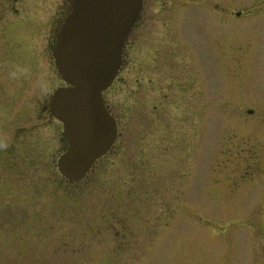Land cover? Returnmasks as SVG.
Instances as JSON below:
<instances>
[{
	"label": "rangeland",
	"instance_id": "obj_1",
	"mask_svg": "<svg viewBox=\"0 0 264 264\" xmlns=\"http://www.w3.org/2000/svg\"><path fill=\"white\" fill-rule=\"evenodd\" d=\"M64 3L0 0V34L20 41L10 42L9 59L26 69L22 92L14 93L25 141L0 177L25 184L41 213L50 212L53 195L58 203L57 231L52 213L43 219L39 260L33 253L25 263L13 260L5 249L3 264H213L230 255V236L244 264L245 148L260 145L247 131L260 129L264 114V0H144L136 45L105 92L110 107L121 109L116 146L123 153L114 147L77 182L55 169L64 150L60 123L55 135L33 111V96L56 85L50 50ZM154 46L165 64L150 68ZM194 82L200 91L179 88ZM102 200L112 209L135 200L137 215L126 224L134 233L120 232L115 243L112 232L86 233L107 212Z\"/></svg>",
	"mask_w": 264,
	"mask_h": 264
},
{
	"label": "flooded vegetation",
	"instance_id": "obj_2",
	"mask_svg": "<svg viewBox=\"0 0 264 264\" xmlns=\"http://www.w3.org/2000/svg\"><path fill=\"white\" fill-rule=\"evenodd\" d=\"M63 9L60 14L55 16V21L58 27L61 24V20L69 8V0H64ZM144 5V0L142 2V8ZM142 11V10H141ZM140 12L137 21L135 22L131 32L125 39V43L122 50V61L115 76L113 82L120 78V72L126 61V52L130 47L135 46L136 42V32L138 26H140ZM239 14V13H238ZM61 18V20H60ZM60 20V22H59ZM59 23V24H58ZM17 26V24L15 25ZM14 26V27H15ZM15 30V29H14ZM13 30V31H14ZM54 31V39L56 37L57 27ZM260 41L264 47V35L260 36ZM20 42L19 40L14 41L6 37L5 34H0V169L5 167L6 164H15L17 160L20 159L21 144L25 141V128L24 124L25 117L24 113H21L23 106L20 102V96L15 99V91L22 92L25 85V73L26 69L23 68L22 61L21 64L15 63L14 58L9 59V54L14 55L15 52H10L8 46L10 42ZM131 49V48H130ZM16 52L18 50L16 49ZM152 56L150 59L151 67L157 68L159 64H165L163 59H160L157 54L160 52L158 46H154L151 49ZM262 60L264 59V50L261 51ZM50 61L54 65V75H52V82L56 84L52 90L44 92L43 96L40 95L33 96V111L35 113V119L45 118L47 125H53L55 128V135H57L58 123L62 127V123L50 112L49 108V98L52 92L59 86L65 85L64 80L61 78L55 66L54 56L52 53V48L50 50ZM156 64V66H155ZM51 66V65H50ZM264 69V67H263ZM150 85L158 86L159 81L153 78L149 79ZM193 85L197 91L199 90L198 84L188 83L187 85L182 83L179 88L183 92L189 90ZM173 85V83H172ZM109 86V87H110ZM165 88L169 87V84L164 85ZM163 86V87H164ZM108 87V88H109ZM15 88V90H13ZM107 88V89H108ZM106 89V90H107ZM106 90L104 91L105 105L108 111L113 115L117 127V134L114 142L110 149L99 159L108 154L114 147L116 149H121L117 147L116 143L119 141L120 131L119 126L121 124V109L118 111L110 107L109 99L106 97ZM186 90V91H185ZM166 94L164 93V97ZM165 103H168L166 101ZM119 113V114H118ZM24 117V118H23ZM258 125L262 127L258 130H248L247 132L251 134L250 137H258L260 145L247 146L245 148V231L242 234L243 243V254H244V264H264V114ZM23 119V120H22ZM259 121V120H258ZM24 122V123H22ZM60 140L64 144V148L67 145V141L63 136V129L60 130ZM5 145H7L5 147ZM122 152V149L121 151ZM123 153V152H122ZM97 159L89 169V171L98 162ZM55 165L57 169V158L55 160ZM251 169V171L249 170ZM252 174V175H251ZM64 181L74 182L63 178ZM185 186V184H183ZM23 183H19V180H8V178L0 177V263L6 260L4 257L3 250L6 249L10 251L11 249L15 253L16 258L13 260L23 261L25 263L26 255L29 256L33 253V258L38 261L39 258L36 254L38 251V242L40 240V233L42 224L47 222L43 220L48 218V214L52 213L53 219L48 222L50 225L54 224L52 228L57 231V211L58 203L57 196L53 195L52 201H49L50 208L48 213H41L39 207V201L35 196L26 194L22 191ZM108 191H110L108 189ZM107 196V201L114 199L116 202L121 200L116 196ZM56 198V199H55ZM54 200V201H53ZM122 201V200H121ZM103 202V200H102ZM131 204L125 203L121 208V205H117L112 209L111 204L106 202L102 203V208H105L107 212L101 214V220L89 221L87 232H98V234H103L112 232L114 233L113 243L118 242L119 234L122 232L124 235L129 233H134V227L130 229L127 224V219L135 217L137 215V205L135 200L130 202ZM116 212H125L124 215H117ZM127 213V215H126ZM56 216V217H55ZM52 218V216H49ZM50 225L48 227H50ZM128 229H127V227ZM230 255L222 259H217L213 264H239L238 260L234 258L233 246L234 240L229 237ZM93 242V241H92ZM104 243V240H101ZM3 252V253H2ZM28 258V257H27Z\"/></svg>",
	"mask_w": 264,
	"mask_h": 264
},
{
	"label": "water",
	"instance_id": "obj_3",
	"mask_svg": "<svg viewBox=\"0 0 264 264\" xmlns=\"http://www.w3.org/2000/svg\"><path fill=\"white\" fill-rule=\"evenodd\" d=\"M142 1L69 0L52 48L66 85L49 98L50 112L61 121L67 141L57 158V168L67 180L82 179L116 137L103 91L118 72Z\"/></svg>",
	"mask_w": 264,
	"mask_h": 264
},
{
	"label": "clouds",
	"instance_id": "obj_4",
	"mask_svg": "<svg viewBox=\"0 0 264 264\" xmlns=\"http://www.w3.org/2000/svg\"><path fill=\"white\" fill-rule=\"evenodd\" d=\"M7 145H5V147H6Z\"/></svg>",
	"mask_w": 264,
	"mask_h": 264
}]
</instances>
